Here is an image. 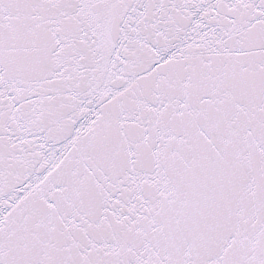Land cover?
<instances>
[{"label": "snow or ice", "instance_id": "obj_1", "mask_svg": "<svg viewBox=\"0 0 264 264\" xmlns=\"http://www.w3.org/2000/svg\"><path fill=\"white\" fill-rule=\"evenodd\" d=\"M0 264H264V0H0Z\"/></svg>", "mask_w": 264, "mask_h": 264}]
</instances>
